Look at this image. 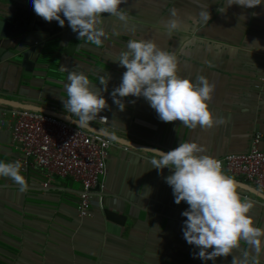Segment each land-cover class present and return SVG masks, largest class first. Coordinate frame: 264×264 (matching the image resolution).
<instances>
[{
	"label": "crops",
	"instance_id": "obj_1",
	"mask_svg": "<svg viewBox=\"0 0 264 264\" xmlns=\"http://www.w3.org/2000/svg\"><path fill=\"white\" fill-rule=\"evenodd\" d=\"M120 7L127 13L126 21L103 20L107 38L95 46L78 40L67 21L60 27L37 16L31 0H0V20L26 29L32 44L14 56L13 61L26 54L22 64L0 59V98L67 115L62 103L67 74L82 71L97 88L101 76L108 78L101 92L106 107L98 113L107 122L95 119L90 126L115 130L134 144L166 152L180 142L194 141L205 148L204 154L219 159L247 153L256 132L264 137V3L246 8L228 6L226 0H124ZM201 8L209 20L193 29L188 14ZM173 9L189 28L168 34L164 22ZM129 38L152 40L175 53L181 78L195 81L203 75L214 85L208 101L211 127L189 129L180 121H161L143 97L120 98L123 111L113 104L109 93L125 69L112 60ZM43 45H53L55 53L70 50L74 56L40 63ZM117 144L110 149L101 194L93 199L87 219L77 210L80 183L70 178L56 177L44 187L42 171L21 172L27 184L21 192L9 188L17 187L9 178L0 177V184L9 186L0 188V264H213L194 258L197 249L182 237L181 212L187 205L174 203L164 181L170 170L158 173L152 168V152ZM18 156L11 119L0 115V160L11 162ZM239 190L253 202L256 226L264 227V197L240 186ZM105 207L124 215L125 224L107 220ZM243 250L247 245L241 243L233 255ZM215 264H231V256L217 257ZM259 264H264V255Z\"/></svg>",
	"mask_w": 264,
	"mask_h": 264
},
{
	"label": "clouds",
	"instance_id": "obj_2",
	"mask_svg": "<svg viewBox=\"0 0 264 264\" xmlns=\"http://www.w3.org/2000/svg\"><path fill=\"white\" fill-rule=\"evenodd\" d=\"M123 3L124 0H31L37 16L46 22L56 21L60 27L67 21L78 40L95 46H101L107 38L103 20L115 17L120 22L126 21L127 13L120 7ZM226 3L254 8L264 0H226ZM188 18L194 29L200 23L207 24L209 14L201 8L195 14H188ZM164 27L171 34L188 29L189 24L178 10L173 9ZM112 61L125 69L119 85L109 93L113 104L121 111L125 105L120 98L143 97L161 121H180L189 129L213 125L208 101L214 85L203 75L195 81L181 78L177 74L175 53L161 49L152 40L129 38ZM66 80V99L62 98L64 110L70 114L66 118L78 129L87 130L90 122L106 107L101 92L106 90L108 78H99L100 88L82 71H69ZM100 133L107 141L119 140L115 130L101 129ZM151 151L152 168L158 173L164 168L170 170L164 181L171 188L174 203L187 205L181 212L185 218L181 232L186 243L197 249L194 258L215 264L217 257L231 256V264H259V258L264 255V227L254 223L253 202L247 196H241L238 181L223 171L221 161L204 154L205 148L194 141L180 142L166 152ZM0 177L9 178L21 192L27 188L18 159L0 160ZM253 191L264 195L259 187ZM241 243L247 245L248 250H243L240 256L233 255Z\"/></svg>",
	"mask_w": 264,
	"mask_h": 264
},
{
	"label": "built area",
	"instance_id": "obj_3",
	"mask_svg": "<svg viewBox=\"0 0 264 264\" xmlns=\"http://www.w3.org/2000/svg\"><path fill=\"white\" fill-rule=\"evenodd\" d=\"M0 115L2 119H11V140L19 153L15 160H20L21 172L42 171L44 187H49L56 177L80 183L78 214L82 219L90 218L96 188H102L110 149L119 145L107 141L101 134L78 129L76 125L46 113L0 106ZM99 117L96 119L99 124L107 122L106 117ZM263 138L262 133L256 132L247 153L229 154L218 159L226 174L253 188L259 187L260 192H264Z\"/></svg>",
	"mask_w": 264,
	"mask_h": 264
},
{
	"label": "water",
	"instance_id": "obj_4",
	"mask_svg": "<svg viewBox=\"0 0 264 264\" xmlns=\"http://www.w3.org/2000/svg\"><path fill=\"white\" fill-rule=\"evenodd\" d=\"M21 36H22V38L20 39ZM30 37H31V34H30V32H27L26 29H24L20 26H17L16 24H14L11 21L0 20V59L1 60L2 59L8 60L9 62H14L16 64H17V62L22 64L21 60H23V58L26 57V54H23L19 57L16 56L15 61H13V58L15 55L20 54V51H18L20 48L26 49V48H30L32 46V44L30 43ZM44 46L45 45H43L38 56H40ZM55 52L56 51H54L52 58L55 57V59H59V63L64 58H71L74 56V53L70 52V50H67V49H63V51H61V52L58 51V53H55ZM38 59H39V57H38ZM0 103L12 105V106L23 108V109H30V110L46 113V114L52 115L54 117H57V118L62 119L66 122H69V123L76 125L75 123L72 122L71 119L66 118L65 114L58 113V112H55L52 110H47V109H44V108L39 107L37 105L22 104V103H19L16 101L6 100V99H2V98H0ZM72 119H74V118H72ZM87 130L90 132L101 134L100 133L101 129H98V128H95L92 126H90V128ZM118 138H119V140L117 141V143H120L122 145H126L128 147L141 149V150H145L148 152H152L151 149H154V148H150L147 146L134 144V143L126 141L120 137H118ZM238 183H239L240 187H243L247 190L254 192L253 191L254 188H251L248 185H246L242 182H239V181H238ZM10 186L11 187H9L8 185L0 184V188H8V187L9 188H19L18 186L16 187L14 185H10ZM254 193H258V192H254ZM100 194H101V188L98 187V188H96V195H100ZM260 196L264 197V195H261V194H260ZM103 213H104L105 218L107 220L112 221V222H116V223L121 224V225H124L126 222V217L124 215H122L118 212H115V211L111 210L110 208L105 207V209L103 210Z\"/></svg>",
	"mask_w": 264,
	"mask_h": 264
},
{
	"label": "trees",
	"instance_id": "obj_5",
	"mask_svg": "<svg viewBox=\"0 0 264 264\" xmlns=\"http://www.w3.org/2000/svg\"><path fill=\"white\" fill-rule=\"evenodd\" d=\"M54 50L55 48L53 45H46L39 56V62L40 63L50 62L52 59Z\"/></svg>",
	"mask_w": 264,
	"mask_h": 264
}]
</instances>
